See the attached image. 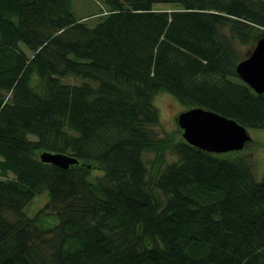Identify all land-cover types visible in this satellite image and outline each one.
<instances>
[{"label": "trees", "instance_id": "trees-1", "mask_svg": "<svg viewBox=\"0 0 264 264\" xmlns=\"http://www.w3.org/2000/svg\"><path fill=\"white\" fill-rule=\"evenodd\" d=\"M98 1L79 17L74 0H0V264H264V178L160 137L154 105L264 130V94L236 71L264 0ZM44 190L50 228L23 211Z\"/></svg>", "mask_w": 264, "mask_h": 264}, {"label": "water", "instance_id": "water-1", "mask_svg": "<svg viewBox=\"0 0 264 264\" xmlns=\"http://www.w3.org/2000/svg\"><path fill=\"white\" fill-rule=\"evenodd\" d=\"M236 71L257 94H264V37L257 42L252 55L239 63ZM179 126L188 144L213 154L241 151L251 140L247 129L236 121L201 108L181 114ZM41 159L64 170L79 164L77 159L67 155L44 153Z\"/></svg>", "mask_w": 264, "mask_h": 264}, {"label": "rangeland", "instance_id": "rangeland-1", "mask_svg": "<svg viewBox=\"0 0 264 264\" xmlns=\"http://www.w3.org/2000/svg\"><path fill=\"white\" fill-rule=\"evenodd\" d=\"M75 11L79 17H85L92 14L99 13L102 4L98 0H74ZM97 18L88 22L95 24ZM255 47L242 46L240 47L241 53L246 60L252 55ZM68 83L80 84L81 81L75 78L65 80ZM154 105L157 107L160 113V124L155 128L160 137L171 136L175 140L183 138V132L179 126V116L194 108L182 104L177 98L170 94L161 93L156 96ZM248 134L251 140L246 144L245 148L241 151H234L220 155H230L235 157L247 158L249 165L251 166L253 173L257 180L264 178V130L260 129H248ZM167 162H172L175 157L167 154ZM156 159V154L153 152H147L144 154V161L149 170L152 169L153 162ZM50 202L48 190L42 191L38 194L25 208L24 214L29 218H35L41 214L39 224L44 228H50L58 224L59 219L56 213H47L43 211L46 205ZM7 218L15 220V215L9 213Z\"/></svg>", "mask_w": 264, "mask_h": 264}]
</instances>
